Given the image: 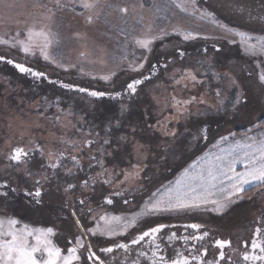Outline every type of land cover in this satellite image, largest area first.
Wrapping results in <instances>:
<instances>
[{
    "label": "snow or ice",
    "instance_id": "1",
    "mask_svg": "<svg viewBox=\"0 0 264 264\" xmlns=\"http://www.w3.org/2000/svg\"><path fill=\"white\" fill-rule=\"evenodd\" d=\"M139 8L144 9L145 4L141 2ZM151 8L156 14L146 23L140 16L142 28L138 35L125 34V29H120V34L124 36L121 55L113 57L114 67L106 73L91 76L106 85L93 89L52 79L28 60L42 59L65 72L77 68L76 64H65L63 54L59 52L62 40L56 25L58 16L71 13L73 17H80L86 26H91L102 15L105 18L113 13L126 16L129 6L112 0H48L47 3L43 0H0V29H3L0 31V46L5 49L0 51V63L35 81H47L69 92L83 94L93 106L105 99L116 104V111L105 117L100 131L94 127L85 131L86 119L81 116L73 124L69 119L72 113H65L57 99V112L52 121L63 129L71 127L79 139L61 135L56 137L54 144L41 143L31 136L29 124L21 126L20 140L25 141L27 137L26 142L12 144L9 139L7 150L0 149V156L7 161L0 168V204L12 207L22 197L27 206H42L53 180L62 177V183L56 185L57 193L64 199L61 212L68 210L76 229L64 236L61 245L58 241L60 230L55 223L34 226L15 211L11 215L0 213V264H108L105 257L115 252L124 254L123 264H264V207L248 229L252 232L250 240L241 242L242 251L233 248L231 238H213L205 223L173 222L182 215H222L241 202L264 200V131L258 135L250 134L264 125L249 128L240 138L232 131L227 135L220 134L212 145L216 151H205L192 160L174 182L152 191L130 217L110 215L106 211L101 214L103 205L114 204V197H125L123 203H130L126 198L129 187L125 186L136 184L141 178L140 173L147 167L139 159L145 152V145L135 138L137 126L129 122L130 131L127 134L117 135V132L124 127L132 105L140 99L148 85H153L152 104L144 109L143 115L151 118L153 105L158 115L154 123L148 124V120L144 123L173 140L178 135L172 127L173 123L187 120L193 105L205 103L203 95L185 97L179 95L178 90L191 92L203 87L209 72L217 80H226L229 87L239 88L231 69L216 71L215 64L210 62L207 45L201 48L204 58L196 65L170 67L177 59L183 61L187 55L186 50L178 46L175 47V57L165 59L163 64L159 60L150 64L149 55L156 41H163L169 35L180 37L182 42L213 41L211 49L219 53L222 50L219 41L235 44L236 38H239L245 55L253 58L255 63L254 68L246 70L247 74L250 78L255 74L259 87L264 90V35H254L221 22L213 11L201 6L200 0H168L163 6L153 4ZM258 8L259 11H256L244 4L234 5L236 11L241 15L247 13L248 20L258 22L261 31H264V0H259ZM105 9L109 11L105 12ZM175 10L201 23H208L213 34L204 32L199 26L190 28L179 22L173 24L177 16ZM132 11H136V5L132 6ZM217 31L219 35L214 34ZM73 35L77 39L87 37L86 33ZM89 56L88 51L79 52L82 60H87ZM98 62L105 64L104 60ZM78 70L83 74V68ZM121 74L124 78L117 83ZM215 97V108L220 111L228 97L219 89ZM228 102L233 113H238L240 106L247 103V98L243 91H238ZM45 104L52 106L47 99ZM40 115L47 119L44 111ZM8 126L11 127V124ZM185 131L197 146L199 141H207L209 137V128L203 125L196 126L194 130L186 126ZM128 144L132 145L137 162H130L127 170H109L105 166V158L118 154ZM85 156L89 160L88 167H98L100 171L82 177L80 173L85 171ZM97 185L101 188L107 186L112 191L102 194L103 205L93 208L91 205ZM87 217H91L94 226L83 222ZM152 220L154 223H149ZM122 236L128 238L124 241L115 239ZM92 238H106L110 243L98 246ZM209 241L211 247L217 250L212 258H209Z\"/></svg>",
    "mask_w": 264,
    "mask_h": 264
},
{
    "label": "rangeland",
    "instance_id": "2",
    "mask_svg": "<svg viewBox=\"0 0 264 264\" xmlns=\"http://www.w3.org/2000/svg\"><path fill=\"white\" fill-rule=\"evenodd\" d=\"M43 2L47 3L48 0H43ZM112 2L120 3L122 6H129V13L126 16H122L120 13H113L107 18L102 15L91 26H86L80 17H73L71 13L58 16L56 25L60 29L62 40L59 52L63 54L62 58L65 64H76L77 68H72L70 71L65 72L54 65L47 64L42 59L34 60L29 58L28 63L47 72L52 79L89 86L93 89L106 87L105 82L93 80L91 76L104 74L114 67L113 57L118 58L121 55V45L124 41V36L120 34V29H125V34L138 35L142 28L141 23H139L140 16L144 17L146 23L156 14L155 9L151 8V5L163 6L168 3V0H112ZM141 2L145 4V8L142 10L139 8ZM246 2L247 0H200L201 6L213 11L221 22L241 31L253 32L254 35H264V31H261V25L258 22L245 20L244 16L247 13L241 15L240 12L234 9L235 4L246 5ZM258 2H256V5ZM133 5H136L135 12L132 11ZM108 11L105 9V12ZM175 11L177 16L173 19V24L179 22L183 26L190 28L199 26L204 32L213 34L211 25L208 23H201L192 17L179 13L178 10ZM163 23L167 25V22ZM2 30L0 29V31ZM77 32L86 33L87 37L85 39H77L73 35V33ZM214 34L219 35L220 33L217 31ZM131 35H129V39H131ZM236 40L235 44L219 41L222 44V50L219 53H215L211 49L213 41L182 42L181 38L175 35H169L163 41H156L153 51L149 55L150 64L155 63L157 60L163 64L165 59L175 57V47L178 46L186 50L187 55L183 61L177 59L175 64L170 67L179 68L196 65L198 60L204 58L200 51L201 48L207 45L210 62L215 64L216 71L231 69L232 74L239 82V88L229 87L226 80H217L209 72L203 87H198L191 92L178 90V94L185 97L188 95H203L205 103L193 105L187 120L173 123L172 127L178 133L175 140H173L172 137H165L144 123L145 120H148V124L154 123L158 115L154 105L150 109L152 112L151 118L143 115L144 109L152 104L153 85H148L140 99L132 105L124 127L117 132V135L127 134L130 131L129 122L137 126L135 138L145 145V152L139 159L147 167L140 173L141 178L136 184L125 186L129 187V191L126 193V198L130 201L129 204L125 205L123 203L125 197H114L113 205H103L102 194L106 195L112 189L107 186L101 188L97 185L91 205L93 208H97V205L101 204L103 205L101 214L106 211L110 215L130 217L139 210L138 206L142 205L143 200H146L152 191H156L162 185H168L170 181L174 182L183 171V168L187 167L192 160L202 155L205 151H216V149L212 148V145L219 139L220 134L227 135L229 131H232L237 134V138H240L249 128H254L255 125H258L264 119V90L259 87L255 74L250 78L246 71L255 67L254 60L245 55L243 47L239 43V38H236ZM4 50L3 46H0V51ZM80 51H88L90 53L87 60L80 59ZM18 58L22 57L18 56ZM99 60H104L105 64L99 63ZM79 68H83V74L78 70ZM89 73L91 75H88ZM123 78V74H121L117 78V83ZM153 79L155 82L156 78L154 77ZM168 85L169 91H171L170 82H168ZM218 89L226 94L228 100L238 91H243L247 98V103L240 106L238 113H233L231 104L228 100H225L224 107L217 111L215 108L217 103L215 92ZM155 94L160 95L159 92ZM164 95H167V93ZM45 99L52 105L51 107L45 104ZM57 99L65 113H72L69 119H71L73 124H76L81 116L86 119L85 131L93 127L96 131H100V126L105 121V117L116 111L115 102H109L105 99L103 102H96L95 106H93L89 103V99L84 98L83 94L69 92L61 89L58 85L53 86L47 81H35L31 77L12 70L8 65L0 63V149L7 150L6 142L9 139H11L12 144L26 142L27 137H25V141L20 140L21 126L29 124L32 129L31 136L38 139L41 143L54 144L56 137L61 135L79 139V135L71 127L63 129L52 121V117L57 112L55 106ZM161 103H163L162 96ZM41 111L45 112L47 119L40 115ZM9 124H11V127L8 126ZM199 125L209 128V137L207 141H199L197 146L195 142H192L191 137L188 136L185 127H191L194 130ZM260 131H264V128H255L254 133L250 134L258 135ZM53 133H55V136H53ZM101 134L103 135V133ZM189 144L192 146L189 147ZM114 148L115 145H113ZM137 159L138 157L132 145L128 144L124 145L118 154L107 156L105 158V166L109 170L115 169L118 172L121 169H129L130 162L136 163ZM6 163L7 161L0 156V168H3ZM83 164L85 171L80 173L82 177L94 175L96 171H100L98 167H88L89 160L86 156ZM62 180V177L58 180H53L49 194L44 197L42 206H27L21 197L17 199V207L0 204V213L11 215L15 211L18 216L24 218L25 222H29L34 226H45L55 223L60 230L58 241L63 245L64 236L75 232L76 229L71 216L68 215V210L64 209L63 213L61 212L64 199L61 194L57 193L56 185L57 183H62ZM262 207H264V200H257L254 203L241 202L222 215L213 213L194 214L191 216L182 215L178 220H173V222H202L206 224L212 233H217L219 238L226 237L225 234L227 233L231 237H238L244 233H242V230L250 226L249 224L252 220L261 214ZM64 216H67V219H63ZM163 219L167 220L169 218ZM83 222L94 226V224H91V217H87ZM149 223H154V220L149 221ZM127 238L122 236L115 239L126 240ZM92 239L93 243L98 246H107L110 243L106 238ZM119 260V263L123 264L124 259L120 257Z\"/></svg>",
    "mask_w": 264,
    "mask_h": 264
},
{
    "label": "flooded vegetation",
    "instance_id": "3",
    "mask_svg": "<svg viewBox=\"0 0 264 264\" xmlns=\"http://www.w3.org/2000/svg\"><path fill=\"white\" fill-rule=\"evenodd\" d=\"M4 64V63H2ZM9 66V65H8ZM12 70H14L11 66H9ZM17 72V71H16ZM252 194V193H251ZM72 218V217H71ZM256 219L252 220V222L249 224L250 226H248L247 228H244L242 230V235H239L238 237H231L229 235V233L225 234L226 237H220V238H231L232 239V244H233V248H238L242 251V246H241V242L243 240H250L252 232L249 231L248 229L252 226L253 221H255ZM73 221V218H72ZM212 237L213 238H219L217 236V233H212ZM120 241H124V240H120ZM209 243V258H212L213 256L216 255V249L211 247V241L208 242ZM226 251H228L226 249ZM118 256V257H117ZM117 257V258H116ZM120 257H122L124 259V254L122 252H115L113 254H110L109 256L105 257L106 260H108V264H120ZM237 257H234V259H236Z\"/></svg>",
    "mask_w": 264,
    "mask_h": 264
},
{
    "label": "trees",
    "instance_id": "4",
    "mask_svg": "<svg viewBox=\"0 0 264 264\" xmlns=\"http://www.w3.org/2000/svg\"><path fill=\"white\" fill-rule=\"evenodd\" d=\"M257 1H259V0H247V2H246V5L247 6H250V7H252V8H254V9H256V11H259V8H258V4H259V2H258V4L256 5V2ZM254 15L256 14L255 12L253 13ZM245 18V20L247 19L248 20V18H247V15H245L244 16ZM254 22V21H253ZM258 125H264V119H262V121L261 122H259L258 123ZM262 128V127H261ZM264 128V127H263ZM249 194H251V193H249ZM17 205H18V202L16 201L15 203H14V207L16 206L17 207Z\"/></svg>",
    "mask_w": 264,
    "mask_h": 264
}]
</instances>
